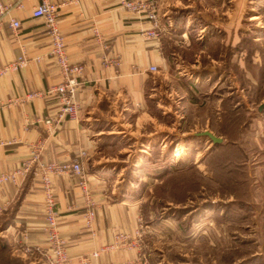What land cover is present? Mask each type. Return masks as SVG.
Segmentation results:
<instances>
[{"label":"rangeland","instance_id":"1","mask_svg":"<svg viewBox=\"0 0 264 264\" xmlns=\"http://www.w3.org/2000/svg\"><path fill=\"white\" fill-rule=\"evenodd\" d=\"M167 5L188 31L165 41L152 99L101 155L144 200L155 262L264 264V0Z\"/></svg>","mask_w":264,"mask_h":264},{"label":"crops","instance_id":"2","mask_svg":"<svg viewBox=\"0 0 264 264\" xmlns=\"http://www.w3.org/2000/svg\"><path fill=\"white\" fill-rule=\"evenodd\" d=\"M40 1L0 0V67L14 62L21 49L29 58L26 66L0 75V172L18 168L36 144L42 146V159L49 162H64L85 151L80 161L94 203L93 227L85 223L89 206L76 179L69 174L51 178L57 225L69 257L66 264H78L79 257L112 243L119 232L133 236L138 229H142L139 246L104 251L90 257V262L159 264L150 257L151 231L143 223L144 200L135 194L137 189L121 185L113 164L101 155L109 153L105 149L115 143L100 142L123 131L118 128L126 127L122 120L126 112H137L152 99L156 78L165 73L168 64L165 41L180 29L186 35L187 24L184 29L183 20L174 24L166 19L167 0H159L162 22L157 36L147 35L152 23L144 11L122 8L118 0H49L59 5L57 21L67 57L82 72L75 93L79 120L64 117L46 124L45 118L59 112L54 99L17 101L29 91L46 90L63 80L56 60L49 55L51 42L44 20L32 16ZM11 20L19 22L16 30H12ZM151 66L157 71H151ZM18 179L17 184L0 185V206L7 205L0 217V247L4 248L0 256L16 258L20 264H49L52 251L43 227L41 179L31 173ZM0 264L6 263L0 259Z\"/></svg>","mask_w":264,"mask_h":264},{"label":"built area","instance_id":"3","mask_svg":"<svg viewBox=\"0 0 264 264\" xmlns=\"http://www.w3.org/2000/svg\"><path fill=\"white\" fill-rule=\"evenodd\" d=\"M122 8L131 11H144L146 18L152 23V30L147 32L149 36H157L161 29L159 1L158 0H118ZM17 5L20 7L21 2ZM59 5L49 0H41L40 3L32 10L33 17H40L44 20L48 37L50 39L49 55L57 62L63 80L56 85L48 87L42 91H29L25 95L17 99L18 102H28L35 98H50L54 99L59 106V112L56 117H47L43 121L46 124H52L66 117L69 120L78 121V103L75 101V93L79 85V76L82 72V67L75 63H70L65 50V37L61 33L57 15ZM1 26V21H0ZM12 30L19 27V22L16 20L10 21ZM40 59V58H36ZM29 58L25 51L21 49V55L11 64L0 67V75L10 70L20 69L27 65ZM151 71H157L155 66L150 67ZM42 146L36 144L33 147L32 154L26 160H23L19 167L12 171L0 172V185L5 182L18 183L19 176L31 173L41 179V189L43 194V214H44V229L46 230L47 240L51 245V256L49 264H66L69 257L65 250V241L61 237L57 225V208L55 194L51 186V178L55 175L69 174L76 179L77 185L81 188L83 195L87 199L88 206L84 212L85 223L88 227H93L95 211L94 203L91 200V194L88 188L87 174L83 168L80 157L85 155V151L73 158L64 162H49L41 157ZM7 210V205L0 206V217ZM26 238V231L23 232ZM142 229H138L132 236L125 232H119L115 235L112 243H109L88 255L78 258V264H92L90 257H97L101 252L112 251L118 248L137 247L141 243ZM29 250V248H27Z\"/></svg>","mask_w":264,"mask_h":264},{"label":"water","instance_id":"4","mask_svg":"<svg viewBox=\"0 0 264 264\" xmlns=\"http://www.w3.org/2000/svg\"><path fill=\"white\" fill-rule=\"evenodd\" d=\"M264 109V102H262L258 106V111L261 112ZM197 136H207L213 143H220L222 142V138L219 136L214 135L211 131L209 130H204L201 132L196 133Z\"/></svg>","mask_w":264,"mask_h":264},{"label":"trees","instance_id":"5","mask_svg":"<svg viewBox=\"0 0 264 264\" xmlns=\"http://www.w3.org/2000/svg\"><path fill=\"white\" fill-rule=\"evenodd\" d=\"M216 145H217V143H214L213 146H212V148H213L214 146H216ZM212 148H211V149H212ZM0 249H4V248L1 246ZM0 259H1V261H2L3 263H6V264H20V262H19L18 259H16V258H10V257H8L7 255H1V256H0Z\"/></svg>","mask_w":264,"mask_h":264}]
</instances>
